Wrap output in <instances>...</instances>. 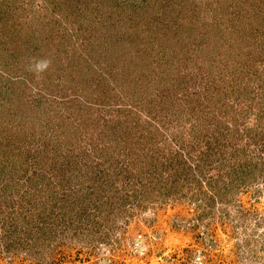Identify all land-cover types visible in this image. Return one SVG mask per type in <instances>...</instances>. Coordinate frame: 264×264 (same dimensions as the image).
<instances>
[{"label": "rangeland", "instance_id": "obj_1", "mask_svg": "<svg viewBox=\"0 0 264 264\" xmlns=\"http://www.w3.org/2000/svg\"><path fill=\"white\" fill-rule=\"evenodd\" d=\"M165 1L0 0V41L14 47L0 59V163L13 169L0 175V233L4 218L27 208L17 201L25 184L13 194L1 187L26 183L38 167L47 178L29 181L48 192L54 168L98 162L104 197L134 202L133 216L104 209L108 239L75 236L51 264H264V171L253 179L246 169L264 153V0H222L218 14ZM257 22L262 31L248 43ZM205 104L226 105L208 131L199 127L210 119ZM222 132L206 156L210 135ZM119 167L129 171L115 178ZM8 257L0 264H32L24 253Z\"/></svg>", "mask_w": 264, "mask_h": 264}, {"label": "trees", "instance_id": "obj_2", "mask_svg": "<svg viewBox=\"0 0 264 264\" xmlns=\"http://www.w3.org/2000/svg\"><path fill=\"white\" fill-rule=\"evenodd\" d=\"M72 2L74 0H71ZM192 2L198 4L197 9H203L204 7L211 6L213 8V12H221L223 7L222 0H191ZM155 2L160 3L164 6L163 2L166 4L165 0H155ZM157 3V4H158ZM59 5V3H57ZM201 4V5H200ZM168 5V4H167ZM56 6V5H55ZM207 10V9H206ZM204 10V11H206ZM237 10V9H236ZM244 9H242L243 11ZM254 11V9L250 10ZM232 14V15H231ZM254 12H252L249 16L253 18ZM225 18H231L236 19L233 15V12H231V8L225 7ZM246 18L247 21L249 18ZM240 20L238 17L237 20ZM251 29H249V38L248 43L251 42L252 38L255 39V33H252V30H256L255 32L262 31L263 24L260 22H257V24H253ZM259 38L258 36H256ZM13 41V40H12ZM4 39L0 41V59L5 60L6 62L9 61L8 58H11L10 52L5 51L3 47L9 46L12 49L14 47L12 45L3 44ZM3 52H7V55L3 54ZM105 56L110 57L105 54ZM8 57V58H7ZM106 57L104 58V60ZM116 62V61H115ZM135 67V66H134ZM133 70V69H132ZM129 70V71H132ZM130 75V73L128 74ZM15 77V76H14ZM17 81L24 83L23 79H18ZM26 83V82H25ZM24 87H26L25 84H23ZM29 101V99H28ZM202 110L203 108L207 110L210 113V119H208V124L205 122L200 124L199 127L202 129H206L207 131L214 127V124L217 122L220 124V121L218 119L219 115L214 114L215 111L218 110H225L226 111V105H219L214 108H210L208 104H205L201 106ZM200 111V110H199ZM223 124V123H222ZM221 124V125H222ZM228 125L225 126V128ZM258 132V131H257ZM237 133V128H236ZM227 134H219L220 137H217L216 135H210L211 141H208V149L206 156L210 155V152H215L216 143L220 142L219 139L222 137H225ZM240 135V134H239ZM228 136V135H227ZM251 137L250 133L249 135H246ZM264 147V141L263 143L259 144V148L263 149ZM220 150L221 148H217V150ZM224 151V155H225ZM231 153L226 154V157L229 159L231 156ZM86 159H89L90 154H87L85 152L84 154ZM259 158L255 159L251 162V166L249 168H246L250 173V178L252 175V178H256V172H263L264 171V153L258 155ZM130 157V156H128ZM225 157V156H224ZM216 159H209V162L211 163ZM1 161V159H0ZM237 161L238 165L245 170V165L243 164V160L241 161L240 158L235 160ZM216 162H218L216 160ZM229 162V161H228ZM95 164H92L88 167L86 164H80V159H77L76 162L73 161L69 166H58L54 168L56 170L55 175L52 182L49 181L50 187L53 189H49L48 192H45L43 189L37 187L41 185V182H43L47 177L44 176V172L42 171L41 167L37 168V171L34 172V178L33 181L36 179H39V185H37L38 182L32 183L29 180H32L31 178L25 179L26 183H21V181H14L8 183V185H5L1 187V190L7 191L10 194L12 193V188L15 187L19 189L23 184L26 185V188H22L20 192V195H17V201L19 202V206L26 205L27 208L24 210H20L19 215H12L8 216L7 218H4L3 221H1L3 228V233H0V254H4L9 256L8 258L11 260L10 262H13V259H16L20 253H24L28 258L27 260L33 263V258L39 260H42L43 264H46L47 262L53 263L56 261V255L61 252V248L68 245V242L74 238L75 236H81L83 238H91L93 234H99L98 236H102V232L105 233L107 239L109 238L108 234V226L110 227L111 222H109L108 214L105 213L104 209H118L119 212L122 214V212L126 213V216L132 215L131 212V205H134V202L130 196V194L126 195L125 199L122 201H119V198L117 201H112L111 199H107L105 196V192L107 190V187L104 185H97L98 183H104L106 182L107 185V173L104 172V170L101 168H98V165L100 163L94 162ZM231 163V161H230ZM253 163V164H252ZM219 164V162H218ZM34 165V163H33ZM73 165V166H71ZM81 165V166H79ZM129 166V165H128ZM6 167V168H5ZM232 169L233 167L230 166ZM44 168V167H43ZM93 168V169H92ZM140 168V166H138ZM223 168V167H222ZM71 169V170H70ZM88 169V170H87ZM128 170L129 167H119L116 170V174L114 175L115 178H118L119 176V170ZM164 171L167 173L170 171L168 167H161ZM8 173L12 171L13 169L9 167V164L0 163V175L1 177L7 175ZM70 170V171H68ZM78 171L79 173L75 172ZM235 170V169H234ZM177 171V170H176ZM95 172V173H94ZM139 173V171H134ZM147 175L152 176L155 178L156 172L149 169L146 172ZM158 179H166L162 176L160 172H158ZM198 173V174H197ZM13 175V174H12ZM14 176V175H13ZM127 177H133L134 174L129 173V175H126ZM145 175H141L139 178V182L141 181L143 189L146 187V184H149V178H145ZM194 176L198 177L197 184H199L200 188L202 185V182H204L202 179H200L201 174L199 173V170L194 174ZM113 178V176L111 175ZM50 178V177H49ZM102 182H101V180ZM104 178V179H103ZM108 178V177H107ZM183 179V177H177L174 180L175 186L177 185V182L179 180ZM242 181V176H238V180L235 182H231V187L229 183H226L225 186L229 188H235L239 184L238 182ZM74 183V185H73ZM207 183V182H206ZM28 184V186H27ZM64 184H67L68 186H71L72 188H67L66 191H60L58 188H63ZM208 184H210L208 182ZM3 185V184H2ZM37 185V186H36ZM46 187L48 185H45ZM165 186V185H164ZM46 187L44 188L46 190ZM148 187V186H147ZM136 187H133V190L136 192H141L139 190H135ZM166 188V187H164ZM168 188V187H167ZM179 188V186H178ZM119 190V189H118ZM204 190V189H203ZM121 191V190H120ZM166 192L161 193L162 196V202L161 204L166 203V198L168 190H165ZM18 193V190L16 191ZM43 192V195H42ZM52 193L50 195V193ZM130 191H127L128 193ZM176 192V189L174 190ZM56 193V194H55ZM172 193V192H171ZM45 194L50 195L45 196ZM58 194V195H57ZM183 194L182 191H177V195ZM159 197H157L158 199ZM176 198H179L178 196ZM183 199V197H181ZM154 199V198H153ZM1 204V203H0ZM141 202H138L137 205H141ZM14 204L11 205V207ZM112 207V208H110ZM1 216V213H0ZM126 219V225H128L133 218L128 217H122ZM112 228V227H110ZM95 239H92L94 241ZM60 251V252H59ZM113 252V251H112ZM42 258V259H41ZM109 264H116L114 259H111V262Z\"/></svg>", "mask_w": 264, "mask_h": 264}]
</instances>
